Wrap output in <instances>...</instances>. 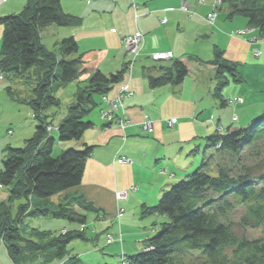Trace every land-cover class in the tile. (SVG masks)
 I'll return each instance as SVG.
<instances>
[{
	"label": "trees",
	"instance_id": "obj_1",
	"mask_svg": "<svg viewBox=\"0 0 264 264\" xmlns=\"http://www.w3.org/2000/svg\"><path fill=\"white\" fill-rule=\"evenodd\" d=\"M222 5L227 9V19H246L247 26L264 37V0H222ZM80 21L79 17L64 14L60 0H26L20 12L0 19L4 30L0 74L14 80L22 77L24 83L31 80L33 69L40 74L27 101L35 123L33 136L19 148L9 147L0 162V186L7 192L6 199L0 202V240L13 264L33 263L40 256L49 264L56 260L78 263L77 259H66L65 254L70 242L84 240L81 231L53 234L30 229L29 235L37 242L22 233L25 219L30 216L85 224L82 216L63 207L64 202L53 206L49 200L65 192L63 200L82 201L83 197L71 190L80 185L93 147L84 144L82 149H62L55 155L52 151L55 143L79 141L85 131L93 128L94 123L86 116L100 105L98 98L108 94L127 72L125 67L109 75L96 71L80 81L83 54L73 38L60 41L57 54L41 43L40 33L47 27L68 28L78 26ZM214 53L215 57L208 61L216 67L213 95L224 105L227 100L222 98V88L230 82L241 83L242 77L237 73V64L227 62L222 52ZM72 56L76 58L69 59ZM168 62L170 65L160 69L159 75L147 73L150 88L183 82L187 76L185 65L174 57ZM74 81L77 88L73 101L53 131L56 139L46 130L53 121L47 111L60 106L56 92ZM7 91L13 95L10 87ZM205 139L206 148L213 147L216 154L206 161L202 159L199 167L164 190L156 204L142 207V215L162 216L164 220L145 241L141 252L126 257L127 264H264V169L256 176L248 169H233L241 165L245 151L251 152L264 142V109L242 128L230 127L222 133L215 130ZM224 155L229 157L220 159ZM213 163L215 171L210 169ZM22 200L25 202L14 206ZM33 200L39 206L30 209ZM237 206L244 210L242 227L259 228L263 233L258 239H246L234 232L230 216Z\"/></svg>",
	"mask_w": 264,
	"mask_h": 264
},
{
	"label": "crops",
	"instance_id": "obj_2",
	"mask_svg": "<svg viewBox=\"0 0 264 264\" xmlns=\"http://www.w3.org/2000/svg\"><path fill=\"white\" fill-rule=\"evenodd\" d=\"M214 1L208 0L201 5L197 0H60L64 14L81 18L80 23L78 26L68 28L49 26L41 35L43 46L52 51L63 39L71 37L75 40L79 53L83 54L87 72V75L80 77V81L87 79L90 76L88 74L95 70L109 75L123 69L127 60L121 44L122 39L132 36L135 32L143 35L140 51L142 56L139 55L144 61L139 64L141 70L132 71L129 79L124 75L123 80L106 94V98L113 101L124 88L128 90L124 94L123 106L127 119L131 120L132 124L120 131L117 125L104 127L100 117L98 123L93 122V129L85 131L83 137L77 141V146L80 148L87 144L93 147V150L85 161L80 185L71 190L79 193L85 200L90 201L96 210L98 209L93 211L96 229L94 237L103 239L106 234H110L116 238L121 233V249L125 252L130 248L133 250L131 254H135L137 247L141 248V252L149 234L151 235L156 228L147 230L150 226L141 222L137 223L142 228L141 232L125 229V233L135 235L127 236L133 239L130 246H127L129 242L126 241L125 244L123 241L122 221L132 224L144 216H149L141 214L142 207L156 204L164 190L197 165L193 161L190 163L185 161L183 165L182 150L187 148L181 146V142L190 146L201 138L211 136L215 132V124L228 129L234 122H238L240 127H243V124L254 117L251 115L253 112L263 108L244 112L239 109L242 104L245 105L247 98L249 100L246 109L257 105L256 103L261 105L260 101L256 99L255 102L254 98H258L256 93L259 82L264 87V37L248 27L246 19L241 17L227 19V9L224 5L218 8L216 22L210 25L205 18L213 11ZM25 3L26 0H0V19L20 12ZM184 6L186 8H183ZM163 18L165 22L161 23ZM239 29L247 30V35L238 36L236 32ZM3 31L0 24V45ZM164 40L169 42L167 47L161 44ZM255 49L260 52L258 58L254 56ZM215 51L222 52V57L227 62L237 64V73L242 77L237 87H241L239 90L229 95H226L225 91L221 92L224 94L222 95L224 100L236 97L243 99L240 106L236 104L231 106L233 110L235 106L236 110L238 109L237 115L232 114V117L237 118L236 121H233L232 117L231 122L230 120L222 122L220 118L214 122L213 117L206 118L210 114H215L216 106L219 108L226 106V104L221 105L213 95L216 67L208 61L215 57ZM159 52H170L175 60L178 59L185 65L187 76L182 83L177 86L166 84L153 89L147 82V85L141 82L147 80V73L157 76L160 69L170 65L168 61L154 64L151 61V67L146 66V62L150 60L148 53ZM17 81L19 80L0 74V161L8 153L9 147L17 148L13 147L8 136L15 135L17 130L24 127L20 120L18 125L17 122L12 125L13 117L18 118L19 113L24 112L28 122L35 126L32 118L29 117L30 108L24 105L27 109H21L20 104L31 98V93L28 91L30 86L21 87L20 84L13 83ZM8 87L11 88L13 95L7 91ZM98 100L101 105L100 98ZM253 102L255 104H252ZM104 106L106 105L103 104L102 107ZM50 113L53 124L62 116L57 117L55 121L56 113L53 110L48 112ZM189 115L195 121L186 123L182 120L179 125H175L174 134L168 132L166 123L168 119L184 118ZM146 119L153 124L152 131L147 134L140 128ZM3 120L6 122L3 123ZM8 130H11L12 134L7 136ZM33 132L34 128L29 130L28 139L33 136ZM147 137L152 138L147 139L146 142L141 140ZM28 139L24 138L22 145ZM204 139L202 142L206 145ZM118 157L129 158L131 164H118L116 161ZM173 163L181 172V176L169 171ZM161 170L168 172V175L161 174ZM154 173H160L163 178L155 183L150 181V176ZM130 187L137 188L133 191L135 193L128 192L127 199L116 202L114 194L117 191H128ZM58 196L62 197L63 194ZM6 197V190L0 186V202ZM118 208L123 209L119 221L115 217ZM156 217L162 216L156 215ZM115 219L118 221V227L114 225ZM151 219L153 217L149 218L150 221ZM161 219L163 221L164 217ZM109 224H111L110 228H108ZM144 231L147 232L146 236ZM2 245H0V264H13L5 246ZM108 247L121 250L116 244ZM29 264L42 263L35 260Z\"/></svg>",
	"mask_w": 264,
	"mask_h": 264
},
{
	"label": "rangeland",
	"instance_id": "obj_3",
	"mask_svg": "<svg viewBox=\"0 0 264 264\" xmlns=\"http://www.w3.org/2000/svg\"><path fill=\"white\" fill-rule=\"evenodd\" d=\"M197 1H198L199 4L202 5V4H204L208 0H205V1L203 0L204 1L203 3L201 2V0H197ZM221 6H222V3L219 5L218 8H220ZM183 8H186V7L184 6ZM218 8H216L217 14H218V11H219ZM207 16H206V18H207ZM206 18H205V20H206ZM216 18H217V15H216ZM213 24H210V25H213ZM43 32L40 33V36H39L40 39H41V35L43 34ZM236 33H237L238 36L239 35H241V36L247 35V30H245V29L244 30L239 29V31H237ZM159 39H161V38H159ZM41 43H42V41H41ZM168 43L169 42H167L166 40L161 41V44H163V45L165 44L166 47L169 45ZM57 46L58 45L55 46V48H54L55 50L53 51L56 54L58 52ZM123 49H124V46H123ZM255 50L256 51H254V52H259L257 49H255ZM50 51H52V50H50ZM124 51H125V49H124ZM140 51H141V49H140ZM148 54H150L149 55V59L150 60L148 59L149 62H146V64H147L146 66L151 67V65H152V63H151V61H152L151 60V54L152 53H148ZM139 55L142 56V54H140V53H139ZM124 56L126 57V60H127V62L123 65V68L125 67L126 68V71H127L124 75H126L125 77L128 78V77H130L132 71H134V70H141L140 67H139V64L141 62H144V61L141 59L142 57L140 58V56H139V57L136 58L135 62L131 66L130 65L131 61L130 60H132V58H130V56H128L126 54V52H124ZM258 57H256V58H258ZM55 58H56L57 61L60 60V57L59 56H57ZM75 58L76 57L72 56L69 59L73 60ZM82 58H83V56H82ZM154 63H157V62H153V64ZM206 64H208V63H206ZM81 69L84 70V72H83L82 75H87L86 74L87 72H86V66H85L84 58H83V63L81 64ZM96 71H99V70H95L94 72H96ZM94 72H91L88 75H91ZM30 74H31V80L25 81V83H27V84H25L23 82V78L22 77H17V79L19 81L13 82V83L14 84H16V83L17 84H20L21 87L29 85L30 86V89H32V87L35 85V83H36V81L38 79V76H40V74H39L38 69H33L32 73H30ZM226 75L228 77H230L231 74L226 73ZM141 82L143 84H145L147 82V80H145L144 82L141 80ZM146 85H147V83H146ZM239 85L240 84L230 82L228 85H226V86H224L222 88V93L224 91L226 92V95L227 94L229 95V93H231V92L234 93V91L239 90L241 88V87L240 88H237V87H239ZM75 86H76V82L74 81V82H71L69 85H66L64 87H61L56 92L55 97L58 100V102H60V106L59 107H51L47 111V112H49L50 110H53L56 113V115H55L56 116V118H55L56 120L55 121H57V117H59L60 115H62L61 118L59 119L61 121V119L67 114L66 113L67 112V109L69 108V106L71 105V102L73 101V98L72 97H73V93L75 92V89H76ZM30 89L28 90L29 93L31 92ZM126 92H128V90H126V91L125 90L124 91L122 90L120 92V94L117 97H115V99L113 101H115L116 99L119 100V97H121V98L124 97V94ZM222 95L224 96V94H222ZM256 95H257L258 98H254L255 99V102H257L256 99H258L260 101V104H261L260 106H259L258 103H256L257 105H252V107H249L248 109H246V107H247L246 106V103L249 100L248 98L246 100L245 105L242 104L240 106L241 103L236 104V105L237 106L239 105L241 107L239 109L242 112H244L246 110H253L254 108H262L263 107L260 111H255V112H253V114H251L253 116H256L257 114H259V112H262L263 109H264V87L262 86V83L261 82H259V84H258V92L256 93ZM233 96H235V95H233ZM236 96H240V95H236ZM236 98H240V97H236ZM232 99H234V98H232ZM100 100H101V105L95 107L92 110V112L90 114H88V116H86V120H88L90 122L98 123V118L100 117L99 112H102L103 110L110 108V106H109L110 104L109 103L110 102L113 103L112 100H108L106 98V95L103 96V97H101ZM123 101H124V99L121 101L122 104H124ZM175 102L173 103L174 105H175ZM216 103H217V101H216ZM20 104H21V107H22L21 109L26 110L27 108H24L26 106L30 108V106H29V104H27V101L26 100L22 101V103H20ZM103 104L106 105V106L102 107ZM252 104H255V103L253 102ZM24 105H26V106H24ZM124 110H125V108H124ZM237 110H236V106H235V109L233 110V108H231V106L228 105V104H226V106H221L220 108H219V106H216L215 114L214 115L210 114V116H207L206 118L209 119L210 117H213V121L214 122H217L218 118L222 119V122H225L227 120H230V122H231L232 114L237 115L236 114L237 113ZM125 112H126V110H125ZM116 113L121 116V114H120L121 113L120 107H119V110ZM19 115L20 116H18V118L13 117L14 123L12 125H14L16 122H17L16 125H18L19 120H20V122L24 125V127L21 128V129H19V130H17V131H16V128L14 127V130L16 132H15V135H12V136H8V134L9 135L12 134V131L11 130H8V132H7L8 139H10V142L12 143L13 147H17V148H19L22 145V142H23L24 138H26V139L29 138V130L30 129L32 130V128L35 129V126L31 125L28 122V120L26 119L27 117H25L26 114L24 112L23 113L20 112ZM49 116L52 117V114L50 113ZM125 116H126V113H125ZM29 117H31L32 120H33L32 114ZM101 118H102V116H101ZM101 118H99V119L101 120ZM176 118H177L176 120L178 122L176 124H178V125H179V122H181L182 120H185L186 123H189L190 121H195V119L193 117H191V115H189V117H184V118L176 117ZM206 118H204V119L206 120ZM169 120H171V119H168V121ZM236 120H237V118L235 119V121ZM58 121L56 123H58ZM4 122H6V120H3V123ZM52 122L50 123L49 126H47L46 130L49 133L52 132V135L57 139V134L55 132H53V131L56 130V127H57L58 124H56V123L53 124ZM103 122H107V121H103ZM115 122H114V124H115ZM144 122L145 121H143L142 124H141V126H140L141 129L144 126ZM131 124H132V121L130 120V125ZM176 124H173L171 127H169V126L167 127L165 125L167 127V129H169L168 132L174 134L175 133V125ZM245 124H243V126ZM110 125H113V124L112 123L111 124L107 123L106 126H110ZM115 125H117V127H118V129L120 131L123 130V129H125L126 127L130 126L128 124L126 127H124L125 125L124 124L120 125V122H119V124H115ZM152 126H153V124H152ZM215 126L220 127L218 124H215ZM232 127L242 128V127H240V125H239L238 122H234L233 125H232ZM91 129H93V128H91ZM147 133H150V132H147ZM147 133H145V134H147ZM150 138H152V137H147V138L141 139V140L144 141V142H146L147 139L150 140ZM167 138H168V134L166 135V139ZM203 139L204 138H201L200 141L198 140L195 143L191 144L190 146L189 145H186V144H183L181 142V146L184 145L187 148V150H185V149L182 150L181 149L182 150V161H183V165H184L185 161L187 163H190L191 161H193L194 164L197 163V165L194 168H191V170H189V172H187V173H191L195 168L199 167L200 164H201V162H202V159L206 161L207 159H210V157H212V155H215L216 154V149H214L213 147L212 148H206L205 144H203V142H202ZM258 144L259 145L258 146H255V148L253 149V151H251V152L245 151L244 152V154H243L244 157H243V160H242L241 165L234 166V168H233V169H235V171L238 170L237 168H242V169H244V171H245V169L246 170L248 169L249 172H251V174H253L254 176H256V175L259 174V172L261 170L264 169V146H263L264 142H259ZM72 145H74V146L72 147ZM77 145H78L77 144V141L66 142V143H62V144L55 143V146L53 148L52 154L55 155V154L59 153V151L62 150V149H73V148L74 149H82V148H80V146H77ZM190 148H191V150H189ZM255 153L256 154L258 153L259 156H256ZM228 157L229 156L224 155V156L220 157V159L228 158ZM215 159H219V157L218 156H215ZM116 161L118 162V164H122V165L123 164L124 165L131 164V160L129 158H125V157H118ZM211 166L212 167L210 169L212 171H215L214 170L215 169L214 163ZM177 169H176V165L173 163V165L171 166V168H170L169 171H173L176 174H179L181 176V172H179ZM160 173L163 174L164 176L165 175H168V172H166L165 170H161ZM160 173H154L153 175H151L150 176V181H152V182L155 183V182L159 181L161 178H163L160 175ZM184 175H185V173H184ZM136 190H137L136 187H130V189H128V191L127 190L126 191H117V193L114 194L116 202H118L119 200H125V199H127L128 192H130V194H133V193H135L133 191H136ZM64 194H65V192L63 193V196L62 197L61 196L59 197L58 195H55L54 197H52L49 200L50 205L52 204L54 206V205H57L59 203H63L64 202L63 207L65 209L66 208L67 209H70V211H72L73 214L75 216H77V217L82 216L85 219V224L84 225H80L77 222L76 223H72L68 219H61V218L52 219L49 216H44V217H41V216H38V217L30 216L27 219H25V224H24V229H23L24 232L22 233L23 236L26 239H28V240H32L33 242L34 241L37 242L38 240L35 237L33 238L32 236L29 235V233H30L29 230L30 229H34L35 228V229H37L39 231H50V232H53V234H55V233L57 234L60 231L61 232H65L66 230H79V231H81L83 233L84 240L77 238V239L73 240L72 242H70L68 244L67 250H66L67 252L65 254V258L66 259L67 258H70L71 260L77 259L78 260V263L77 264H127L128 259H126V257H127V255L128 256H131L130 254L133 252V250H130V248L129 249L127 248L128 250L125 252V251H123V249H121V245H122V238H121L122 235H121V233H119L116 238L114 236L110 235V234L109 235L106 234L103 239L101 237H99L98 239L95 238L94 237V233H95L94 231L96 229L94 227V223H95L94 217L95 216H94L93 211H95L96 208L93 207V204L90 201L85 200L84 198L82 199V201H80V200L79 201H76V200L73 201L75 198H73V200L71 198L69 200H67V201L66 200H63L64 199ZM77 194H79V193H77ZM24 202H25V200L18 201V202L15 203L14 206L19 205V204H22ZM36 203L38 204L39 202L36 201V200H33L32 203H31L32 205L30 206V209H33V207L37 205ZM64 205H67V206H64ZM37 206H39V205H37ZM119 210L120 209L118 208V211L116 212L115 217H118L119 218V215H121V212ZM121 211L123 212V209H121ZM243 211L244 210H243V208L241 206H237L236 209H235V211H233V213L230 216L231 217V219H230L231 222L234 223V227H233L234 228V232L237 233L240 237H244L246 239H258V237H260L263 234L259 228L258 229H253V228H246V227L243 228L242 227V223H244V222H241L242 221L241 220V217L244 214ZM128 213H130V212H128ZM127 216H128V214H127ZM150 216L153 217V219H151V221L149 220V218H151ZM118 218H116V219L119 221L120 218L119 219ZM161 218H157L156 215L151 214L149 216H144L143 218H140V220H138V221H134L135 223H132V224H131V222H129V223H123V221H122L121 228L123 230L122 231L123 232V241L125 242V244H126V241L129 242L127 246H130V244L133 241V239L131 237L130 238L127 237V236H130V235L132 236L133 233L127 234L124 231L125 229L126 230H137V231L141 232V229L142 228L139 227L138 224H140L141 222H144V223H147V225L150 226V228H148L147 230H149L151 228H156V230H157L158 225L160 223H162V219ZM117 220H116V222L114 224L116 227H118V221ZM110 226H111V224L108 225V228H110ZM146 234H147V232L144 231V235L145 236H146ZM133 236H135V235H133ZM150 236L151 235L149 234V237ZM1 244H4V243H1ZM114 244L118 245L121 250L119 251V250H117L115 248H109L108 247L109 245H114ZM2 246H4V245H2ZM137 248H138V250L137 251H134V252H140V249L141 248H139V247H137ZM36 259H37L36 261H39L42 264H49V263H44L45 262L44 261L45 259H43L42 256L37 257ZM26 264H29V262H27ZM50 264H63V262L56 260L55 262H52Z\"/></svg>",
	"mask_w": 264,
	"mask_h": 264
},
{
	"label": "built area",
	"instance_id": "obj_4",
	"mask_svg": "<svg viewBox=\"0 0 264 264\" xmlns=\"http://www.w3.org/2000/svg\"><path fill=\"white\" fill-rule=\"evenodd\" d=\"M204 1L201 0L202 3ZM221 3H222V0H215L214 1L213 5H212L213 12L211 14H209L206 18V21H208V23L213 24L215 22L214 20L216 19V15H217L216 8H218ZM164 22H165V19L163 18V20H161V23H164ZM142 42H143V35L138 33V32H135L134 34H132V36L124 38L122 41V46H124L126 54L128 56H130V58H132V60H130L131 66L135 62L136 58L139 57L140 49L142 47ZM254 55L256 57H258L260 55V53L254 52ZM172 59H173V55L170 52H165V53L159 52V53L151 54V60L153 62H165V61H171ZM124 90L126 91L127 89L124 88ZM122 98H124V97H122ZM122 98L119 97V100L116 99L115 101H113V103L110 102L109 103L110 108H108L106 110V112L103 113L102 118H103V120H104V118H106L109 121H112L114 118H117L118 121L120 122V125L124 124L125 125L124 127H126L128 124L130 125V120L125 119L124 122L120 121V117H125V113H126L124 110V106L121 102L123 100ZM239 103H242L241 98H234L232 100H228V102H227V104L230 106H233V105L239 104ZM119 107L121 110V113H120L121 116L116 113L119 110ZM233 120H235V117L233 118ZM119 122H118V124H119ZM166 123H167V126L171 127L173 124L177 123V120L171 119ZM215 129L220 133H222L224 131L223 128L218 127V126H215ZM142 131H144L145 133L152 131V122L150 120H147V119L145 120L144 126L142 127Z\"/></svg>",
	"mask_w": 264,
	"mask_h": 264
},
{
	"label": "bare ground",
	"instance_id": "obj_5",
	"mask_svg": "<svg viewBox=\"0 0 264 264\" xmlns=\"http://www.w3.org/2000/svg\"><path fill=\"white\" fill-rule=\"evenodd\" d=\"M106 110H107V109L103 110L102 112H99V114H100V118H101V116L103 115V113L106 112ZM125 119L127 120V116H125V117H120V121H122V122H124ZM101 120H102V122H103V121H107V122H103V123L105 124V126L107 125V123H109V124L112 123L113 125H115V124H118V122H119L117 118H114L111 122H110L109 120L105 119V118H104V120H103V118H101ZM115 121H116V122H115ZM114 122H115V124H114ZM119 211H120L121 214H122L121 209H120ZM119 218H120V215H119ZM1 243H2V242H1V240H0V245H2ZM143 247H145V244H144Z\"/></svg>",
	"mask_w": 264,
	"mask_h": 264
}]
</instances>
